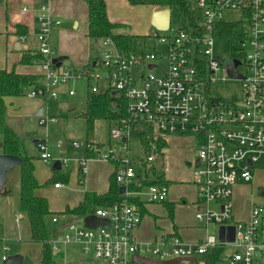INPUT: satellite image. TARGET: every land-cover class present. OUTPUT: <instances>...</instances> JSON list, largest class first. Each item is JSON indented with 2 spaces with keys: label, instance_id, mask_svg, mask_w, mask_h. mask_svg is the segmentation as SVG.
<instances>
[{
  "label": "built area",
  "instance_id": "built-area-1",
  "mask_svg": "<svg viewBox=\"0 0 264 264\" xmlns=\"http://www.w3.org/2000/svg\"><path fill=\"white\" fill-rule=\"evenodd\" d=\"M192 7L195 20L183 19V26L173 28L170 19L168 36L154 33L156 41L165 45L166 66L162 75L152 71L160 69L154 62L160 57L158 53L136 47L130 52H121L111 37L101 40L104 50L86 66H56L52 62L56 52L50 44V35L52 27L60 20L52 16L49 0L37 7L35 36L37 50L43 56L40 61L43 81L28 88L25 95L55 99L57 86L85 79L89 91L108 90L127 100L128 116L109 131L110 139L115 142L112 146L96 148L93 138L88 142H72L83 150L85 146L92 148L97 158L113 163L116 182L124 186L119 203L97 207L92 212L107 218V225L91 228L70 221L59 240L62 244H77L82 254L91 255L100 264H142L132 260L134 255L159 261L181 258L171 264H204V253L219 244L234 246L228 264H251L253 253L264 251V202L252 203L248 216L240 219L234 218L231 201L232 186L239 180L251 178L254 163L261 160L264 167V0H195ZM27 11V6L21 7L22 14ZM224 11H237L239 17L225 19ZM223 24L231 27L225 30ZM230 32L235 33L240 47L225 62L214 50L215 38L225 37ZM137 63L148 71L140 70L133 75L131 69ZM239 67H244L245 72ZM230 78L241 82L239 99L224 100L212 95L214 84ZM68 93L73 94L74 88ZM57 121L58 118L50 114L38 116V123L45 127ZM133 129L151 130L150 150L137 161L127 144ZM174 132L204 136L197 154L199 163L192 164L198 200L195 218L206 227L234 225L233 241H220L217 231L216 235L207 233L197 241L184 240L174 230L158 234L149 242L135 238L133 230L142 214L139 206L128 202L127 197L142 195L147 202L166 200L165 183L144 185L143 182L149 181L147 173L159 155L156 140ZM61 143V139L56 140V146ZM37 147L39 157L49 163L48 134L37 140ZM83 158L87 159L84 155ZM60 161L67 162L65 158ZM79 169L84 174L83 160ZM211 202L217 207H211ZM51 219L57 221V216ZM59 242L49 240L53 253L60 252ZM190 256L194 261L184 259Z\"/></svg>",
  "mask_w": 264,
  "mask_h": 264
},
{
  "label": "crops",
  "instance_id": "crops-1",
  "mask_svg": "<svg viewBox=\"0 0 264 264\" xmlns=\"http://www.w3.org/2000/svg\"><path fill=\"white\" fill-rule=\"evenodd\" d=\"M42 1L44 0H0V68H13L18 73L37 75L39 77L38 80H41L42 77L40 60L32 59L29 63H20L19 60L24 52H29L30 54L38 52L35 36L38 28L36 10ZM24 5L28 7V11L22 14L20 10ZM49 6L52 16L60 20V23L54 28V36L58 37L57 41L53 42L54 46L52 47L55 52L67 58L68 66H83L88 64L90 60L97 58L98 56L90 57L91 54L87 49L86 2L84 0H49ZM149 6L152 12L156 9L155 6ZM106 12L109 20L116 22L109 16L107 0ZM78 19L82 21L83 27L81 31L84 35L81 42L82 45L81 47L80 44L69 46L62 40V36L67 31V28L62 26V22L70 20L77 28L80 24ZM18 24L25 31L24 33L19 34L16 32ZM21 36H23V39H21ZM131 73L133 74L132 69ZM70 88L72 87L68 86V90ZM68 95H75V90L73 94L68 93ZM4 102L6 104L4 120L20 136L21 154L33 157L34 175L40 184L34 189V194L46 199L48 209L52 213L47 219L49 225L54 229L49 240L59 242L69 221H74L75 223L80 221V224H83V217L67 214L64 212L65 208L78 205L84 198L85 192L105 193L108 190L114 164L106 159L97 157L84 160L83 149L72 144L74 141L81 142L82 139L85 140L86 136L81 137L82 135L77 133L84 131L86 135L85 120L83 127L81 124L71 122V120L65 122L67 119L65 116L66 118L62 121L58 118L56 123L40 128L38 116L50 114V106L48 103L45 104L42 98L28 97L24 94L5 96ZM40 110L42 112H39ZM68 112L66 111L65 114ZM82 112H80V117H82ZM102 129L103 125H100L98 129L96 128L92 138L96 142H104V147L112 146L115 142L109 140L110 143H108L109 137ZM43 130L44 133L41 134ZM45 134H48L49 138V151L51 153V161L49 163L44 162L39 157L37 142H34V140L42 138ZM200 136L204 139L203 135ZM22 137H26L28 140L22 141ZM57 139L62 140L59 147L56 146ZM164 141L166 145L162 149V164L160 167L162 168L163 179L167 185V197L163 202H147L145 199H141L145 211L142 214L140 223L133 230V234L139 242H149L158 234L174 230L184 240H201L202 238L196 233L190 235L187 227L197 220H194L195 210L198 206L197 189L194 182L188 179L189 168L187 167L194 160L190 162V153L187 150L174 151L175 147L178 148L184 144L187 147L190 141H168L166 137H164ZM163 150L166 151L165 161L163 160ZM0 153H2L1 147ZM193 153L195 154V151L192 152V156H194ZM62 158L67 160L65 164L60 161ZM82 160L85 167L83 183L79 181V165ZM55 161L60 162V173L69 172L67 182L56 181L60 183L58 186L54 185L55 181H49L53 176L52 164ZM164 162L166 164L165 167H163ZM235 185L236 183L233 186ZM18 198L19 167L17 165L6 171L4 182L0 188V263L3 261L4 256L7 257L11 254L19 253L22 255L21 264H41L42 244L30 239L29 221L27 216L18 210ZM166 203H173V214L171 216L168 215ZM210 206L216 208L217 204L211 202ZM250 206L245 213L238 211V209H232L234 218H246ZM186 211L191 212V218L184 216ZM53 215L57 216V221H52ZM208 227L205 226L206 230ZM58 245L61 247L60 252L57 254L52 252L55 264L58 261L55 259L56 255H59L60 259H62L61 264H86L90 263L89 260L96 261L91 255L82 254L80 247L77 249L72 248V245L77 244H62L59 242ZM69 254L75 257L69 258Z\"/></svg>",
  "mask_w": 264,
  "mask_h": 264
},
{
  "label": "trees",
  "instance_id": "trees-1",
  "mask_svg": "<svg viewBox=\"0 0 264 264\" xmlns=\"http://www.w3.org/2000/svg\"><path fill=\"white\" fill-rule=\"evenodd\" d=\"M87 4V31L86 35L94 41H101L105 37H111L118 50L124 53L130 52L135 48L134 42L136 36L132 34L116 33L114 30L120 26L121 23L112 22L109 20L106 12V0H84ZM131 5H152L157 8H175L181 17L186 21L195 20V11L192 7V0H127ZM225 30H228L231 25L223 24ZM16 32L21 34L25 31L18 24ZM32 59H43V56L36 52L30 54L24 52L20 58V63H29ZM39 77L33 74H23L16 72L13 68H0V142L2 143V153L17 155L20 158L19 167V198L18 210L24 213L29 221L30 239L32 241L40 242L42 244L41 264H55L49 239L54 229L48 223V217L52 214L48 209V204L45 198L36 196L34 189L40 184L34 175L33 157L27 154H21L20 145L21 138L15 133L6 123V104L4 102L5 96L24 95L26 90L34 85L39 84ZM114 108V109H113ZM85 120L86 138L88 142L94 136L96 123L103 121L108 138V143L111 139L109 131L111 127L121 118L128 116L127 100L123 96L113 95L110 91L91 92L87 91L85 98V108L81 114ZM133 137L140 141L143 153L147 154L150 150L149 136L151 130L146 132L132 130ZM110 140V141H109ZM159 154H162V149L165 147L163 138L156 140ZM104 142H95L96 148H103ZM85 158L96 157V152L85 146L83 150ZM153 173V180L144 181L143 184H161L165 183L163 174L159 172L156 165L151 168ZM53 176L49 181L67 182L68 171L60 173L59 169L52 171ZM79 181L83 183L84 175L79 172ZM118 184L112 173L109 181L108 190L103 194H96L93 192H85L82 201L74 207H66L64 212L70 215L84 217L91 214L97 207H108L114 203H119L122 196L118 191ZM128 202L136 203L141 211L144 213L143 201L137 195L127 197ZM168 215L173 214V203H166ZM70 222V221H69ZM224 250V245L219 244L213 248H209L203 255L204 264H218L220 256Z\"/></svg>",
  "mask_w": 264,
  "mask_h": 264
},
{
  "label": "rangeland",
  "instance_id": "rangeland-1",
  "mask_svg": "<svg viewBox=\"0 0 264 264\" xmlns=\"http://www.w3.org/2000/svg\"><path fill=\"white\" fill-rule=\"evenodd\" d=\"M192 5L195 6V0H192ZM107 7L109 11V16L113 21H116L118 23H121L120 26L115 28L116 33H123V34H132L136 36L135 44L134 46L138 50H143L145 52H156L159 54V58H157L154 62L159 65L160 69L154 68L152 71L156 75H162L163 69L166 66L164 53H165V45L163 43H159L156 41V38L154 37V33H156L158 36H168V34L171 33V30H160L155 28L151 24V15L152 10L149 5H131L127 0H107ZM168 8V7H167ZM156 9H158L156 7ZM198 15V11H197ZM223 17L225 19H237L239 17V12L237 11H224ZM170 19H171V25L173 28H178L180 26H183L185 24L183 18L181 15L176 11L175 8H170ZM80 24L76 28L74 26V23H72L70 20L63 21L62 26L67 28L66 33L62 36V40L65 42V44L69 46H77L83 41L84 35L81 33L83 27H82V21L78 19ZM56 26H53L51 29V35H50V44L53 47V42L57 41L58 37L54 36V28ZM76 28V29H75ZM87 42L88 46L87 49L90 52L91 56H100L102 51L104 50L105 46L101 43V41H94L93 39H90L87 35ZM240 47L239 43L236 39L235 33L230 32L225 37H219L217 36L215 38V46L214 50L217 52L219 56L224 59L225 62H228L229 59L234 56L237 53V50ZM58 49V48H57ZM58 52H56V56H59ZM67 58L63 59L61 62L60 67H66L68 66ZM86 66H75L78 68H82ZM239 70L242 72H245L244 67H239ZM140 70L148 71L147 67H144V65L137 63L132 67L133 75H135ZM136 72V73H135ZM135 73V74H134ZM40 82L43 81L42 77ZM68 86H71L75 90V95H68ZM65 88V91H64ZM56 91L58 93V96L56 99H46L42 98L44 100V103H48L50 106V115L56 116L57 118H60L61 121L64 120L66 117V121L71 120V122H76L77 124H81L84 127V118L80 117V112L83 111L85 108V98L88 89V82L85 79H79L74 83H68L66 85H59L56 88ZM212 95H214L217 98L224 99V100H230V99H239L242 96V86L241 82L237 80L236 78H230L225 82H220L218 84H214ZM61 111V113H60ZM66 111H69L67 114H65ZM66 116V117H65ZM37 124V123H36ZM100 125H103V131L106 134V131L104 129L105 124L103 121H98L96 128H100ZM43 125H40V128ZM51 127V126H50ZM78 131V130H77ZM44 133V130L41 134ZM81 137H85L84 131L77 132ZM50 134V133H49ZM40 135V134H39ZM62 135V134H61ZM166 139L168 141L170 140H187L190 141V144L186 147L184 145L180 147H175L174 151L180 150L184 151L187 150L190 155V162L195 159V156H197L199 147L201 144V141L203 140V137L199 134L191 133V132H174V133H167L165 135ZM26 137H22V141H27ZM84 141V139H82ZM119 147V146H117ZM128 150L131 154V156L137 161L140 158H143L144 153L141 149L140 141L136 137H129L128 139ZM195 151L194 156H192V152ZM173 151V152H174ZM163 160L165 161V153L166 151L163 150ZM163 167H165V162L163 163ZM174 166V162H173ZM189 168L188 172V179L190 181H193V175H192V169L193 165L190 164L187 166ZM159 172L161 171V167L157 168ZM191 171V172H190ZM147 178L149 180H153V173L152 170L147 173ZM141 199H145V196L139 195ZM232 209H238V211H242L245 213L252 203H261L264 202V167L262 165V161L259 160L258 162L254 163V168L251 170V178L249 180H239L236 182V185L232 187ZM212 205V204H211ZM184 216L186 218H191V212L186 211L184 213ZM196 218H194L195 220ZM78 224H80V221H77ZM188 233L192 235V233L198 234L200 238H203L207 233L216 235L217 226L214 224H210L208 229L206 230L203 223H200L196 220L191 226H187ZM198 228V230H197ZM79 246L72 245L73 249H77ZM234 251V246L224 245V250L222 255L220 256L218 264H228V257L229 255ZM69 258H74L75 256L72 254H69ZM88 258V257H87ZM86 258V259H87ZM55 259L58 261L56 264H61V260L59 255H56ZM199 259H201L199 257ZM89 260V258H88ZM90 263L86 264H95L100 262H96L94 260H89ZM251 264H264V251H255L252 255V262Z\"/></svg>",
  "mask_w": 264,
  "mask_h": 264
},
{
  "label": "water",
  "instance_id": "water-1",
  "mask_svg": "<svg viewBox=\"0 0 264 264\" xmlns=\"http://www.w3.org/2000/svg\"><path fill=\"white\" fill-rule=\"evenodd\" d=\"M151 24L157 29L166 30L170 24V9L167 7L155 9L151 15ZM63 59H65L64 55L55 56L52 59V62L56 66H59ZM235 63L236 62L233 61V64ZM149 67H152V64H150ZM39 112H42V110H40ZM34 142L36 143L37 140H34ZM1 146H2V143L0 142V147ZM19 161H20V158L17 155L0 153V188L2 187V184L4 182L6 171L10 168L17 166L19 164ZM198 163L199 161L196 158L194 162V166H197ZM161 164H162V154H159L155 165L157 168H159ZM59 168H60V162L59 161L53 162L52 169L55 170ZM118 191L119 193H123L124 186H119ZM107 224H108L107 218L97 216L93 213L87 214L86 216L83 217V225L86 227L94 228L98 225H107ZM217 235L220 241H227V242L233 241L234 240V225H230V224L229 225H223V224L219 225L217 228ZM184 259L194 261L195 258L193 256H190ZM132 260L137 261L138 263H142V264H171V263L178 262L179 260H181V258H173L170 260L159 261V260H155L150 257L134 255L132 257ZM21 263H22V255L19 253H15V254H11L5 257L0 264H21Z\"/></svg>",
  "mask_w": 264,
  "mask_h": 264
},
{
  "label": "flooded vegetation",
  "instance_id": "flooded-vegetation-1",
  "mask_svg": "<svg viewBox=\"0 0 264 264\" xmlns=\"http://www.w3.org/2000/svg\"><path fill=\"white\" fill-rule=\"evenodd\" d=\"M195 160H196V158L194 159V161H193V163H192V164H194Z\"/></svg>",
  "mask_w": 264,
  "mask_h": 264
}]
</instances>
